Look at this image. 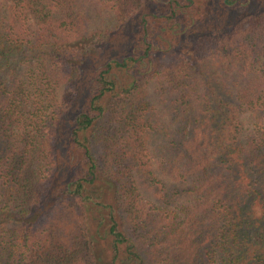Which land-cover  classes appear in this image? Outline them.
<instances>
[{"label": "trees", "instance_id": "1", "mask_svg": "<svg viewBox=\"0 0 264 264\" xmlns=\"http://www.w3.org/2000/svg\"><path fill=\"white\" fill-rule=\"evenodd\" d=\"M210 1L0 0V264H264V0Z\"/></svg>", "mask_w": 264, "mask_h": 264}, {"label": "rangeland", "instance_id": "2", "mask_svg": "<svg viewBox=\"0 0 264 264\" xmlns=\"http://www.w3.org/2000/svg\"><path fill=\"white\" fill-rule=\"evenodd\" d=\"M208 4L211 6L212 13L214 15V19H207V20H202L201 23H198L199 27L194 28V30H197V32H202L205 28L206 25L209 26L211 24H214L215 27H226L227 24L232 23L233 21L236 20L237 14L235 11H228L226 8L222 7L220 5V0H212L208 2ZM263 2L256 0L254 2V7L251 8L252 12H257L260 8H262ZM203 16L202 14L197 16L198 19H201ZM207 29V28H206ZM125 42L122 41V39H119L115 41V47L116 49L120 50L122 48ZM151 96L152 99H156V94L153 91V88H150ZM164 119L167 121L169 116L168 112L164 113ZM163 143V139L158 135V134H151L150 136V141H149V149L152 154L153 160H156L158 157V154L160 152V147Z\"/></svg>", "mask_w": 264, "mask_h": 264}]
</instances>
